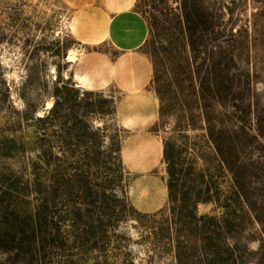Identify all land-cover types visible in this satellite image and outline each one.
<instances>
[{"label":"trees","instance_id":"1","mask_svg":"<svg viewBox=\"0 0 264 264\" xmlns=\"http://www.w3.org/2000/svg\"><path fill=\"white\" fill-rule=\"evenodd\" d=\"M229 10L217 0H137L165 133L168 202L154 213L138 211L125 197L130 176L122 140L107 134V118L117 113L113 96L66 79L60 62L47 90L46 65L24 61L26 79L16 90L26 110L19 111L0 62V251L10 254L9 264H57V257L60 264H86L69 257L119 253L131 242L129 223L151 261L264 264V145L254 158L261 134L242 124L238 85L239 46L249 51L251 42L234 38ZM52 54L64 60L67 47L57 40ZM29 90L48 93L52 106L43 115L28 102ZM29 120L32 145L17 135ZM201 206L210 210L201 213ZM255 224L260 237L245 235Z\"/></svg>","mask_w":264,"mask_h":264},{"label":"rangeland","instance_id":"2","mask_svg":"<svg viewBox=\"0 0 264 264\" xmlns=\"http://www.w3.org/2000/svg\"><path fill=\"white\" fill-rule=\"evenodd\" d=\"M217 1L226 4L232 12L226 18L236 22L235 28H231L234 38L251 42L249 51L239 46L238 77L242 82L238 85L245 97L242 124L252 135L261 134L259 150L253 156L258 158L264 145V0ZM136 3L137 0H0V36L4 37L0 43V62L7 69V79L14 83L12 99L19 111L26 110V103L16 90L26 79L24 61L36 60L46 65L43 82L47 90L57 79L56 65L60 62L64 65L62 74L66 79L72 77L78 86L113 96L117 113L107 118V134L118 133L122 140V159L130 176L125 197L138 211L154 213L167 207L168 193L162 163L165 133L158 127L160 101L154 89L152 61L143 50L148 34L139 25H127L126 31L118 34L122 39L144 35L139 45L130 41L123 44L114 37L101 41L110 17L121 10L136 11ZM254 20L256 32L251 28ZM231 31L227 33L230 36ZM97 38L99 42H93ZM57 40L67 47L64 60L52 54ZM37 48L47 50L36 51ZM248 73L252 80L248 81ZM26 95L38 115L52 106L47 92L37 95L29 90ZM33 124L29 120L17 134L23 136L28 145H32L36 136ZM222 189L226 191V184ZM209 210L210 207H200L201 213ZM258 228L255 224L245 235L251 233L259 238ZM124 231L131 242L121 252L104 256L76 254L69 260L86 264L105 260L109 264H171L168 258L149 260L145 247L136 243L138 232L132 223L127 224ZM258 246V241L250 244L252 250ZM9 257L10 254L0 251V264H9ZM60 261L57 257L55 263L60 264Z\"/></svg>","mask_w":264,"mask_h":264},{"label":"crops","instance_id":"3","mask_svg":"<svg viewBox=\"0 0 264 264\" xmlns=\"http://www.w3.org/2000/svg\"><path fill=\"white\" fill-rule=\"evenodd\" d=\"M127 25L128 27H132V25H139L140 28H143L148 34V26L144 18L137 11L126 9L121 10L110 17V19L107 21L106 26L103 28V35L101 36V41L114 37L116 39H119V41L123 44H126L127 41H130V43H133L134 45H139V43L143 41L144 35H140L139 37L136 36L135 38L132 37V39L128 37H123L124 39H122L120 34H118L121 31H126ZM144 39L145 42L147 38ZM93 42H99V38L93 39Z\"/></svg>","mask_w":264,"mask_h":264},{"label":"bare ground","instance_id":"4","mask_svg":"<svg viewBox=\"0 0 264 264\" xmlns=\"http://www.w3.org/2000/svg\"><path fill=\"white\" fill-rule=\"evenodd\" d=\"M70 59V58H69ZM142 158L144 157V155L141 156Z\"/></svg>","mask_w":264,"mask_h":264}]
</instances>
